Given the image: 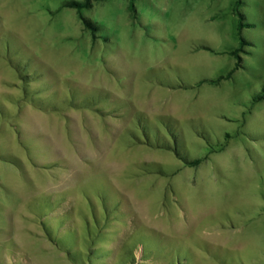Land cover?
Returning <instances> with one entry per match:
<instances>
[{"label":"rangeland","instance_id":"rangeland-1","mask_svg":"<svg viewBox=\"0 0 264 264\" xmlns=\"http://www.w3.org/2000/svg\"><path fill=\"white\" fill-rule=\"evenodd\" d=\"M62 1L0 0V264H264V0Z\"/></svg>","mask_w":264,"mask_h":264},{"label":"trees","instance_id":"trees-1","mask_svg":"<svg viewBox=\"0 0 264 264\" xmlns=\"http://www.w3.org/2000/svg\"><path fill=\"white\" fill-rule=\"evenodd\" d=\"M95 1H100V0H63L62 3H61V6L80 10V9H83V8L91 7L93 2H95ZM127 8L131 12L135 11L134 0H129L128 1ZM84 20H85L86 25L92 31L93 37H96L95 33H96V30L98 29V25H97L96 21H92L88 17H85ZM242 23H243V21H242V17H241L240 18V22H239V27L243 26ZM242 42L243 43H247V41L244 40V39H241V43ZM232 53L235 54V56H237L238 59L235 61L233 68L228 71L226 77L227 76L229 77L232 74V72L241 65V63L239 62V56L237 55V53L234 52V51ZM31 76L32 75H27V74L22 76L23 84H24L22 89H23L24 93H29L30 95L32 94L33 96H37L39 98L40 97V95H39L40 91H38V92L37 91H32V90H28L26 88V84L29 83V81H32L31 78H33V77H31ZM28 78H30V79H28ZM261 99H264V82L262 84L261 92L256 94V96L253 98L254 102H257V101H259ZM138 142L147 143V136H143V138L139 139ZM164 146L165 147L167 146V148L171 150L170 145H164ZM175 155L177 156V158L183 160L185 163L190 164V165L199 164L200 161H201V158H191V159L186 158L185 156L180 155L177 151H175ZM149 172H157V173H162L163 174L162 170H157V171H150L149 170ZM47 206L49 208H52L51 202ZM106 207L107 206L105 205L104 209ZM93 214H94V219L96 220L97 227H98L99 226V223H98L99 220L97 218H95L96 214L94 212H93ZM110 214H107V215H110ZM61 223L62 222L60 220L59 223L56 225V230L51 232L48 229L49 230L48 232H49L50 235H52L53 239L57 243H59V244H64L65 243L66 244L65 248H66L71 260L75 264H77V263L84 264V263H89V262L92 263L93 261H96V259H101V257L105 255V253H102L101 250L99 249L100 248V246H99L100 244L98 242H94L93 241L89 245H87L86 248L83 247L84 249L77 248V246H76L77 234L75 233L76 231H74L72 229H65L64 233L62 235L58 236L56 232H57V229L61 227ZM67 230L68 231L71 230V231H73V233L72 234H65ZM98 232H100V230ZM97 235H99V234H97ZM59 237H62L61 239L63 241H59V239H58ZM132 251L133 250L131 248L130 250H128L127 256L124 259H121L123 264H128V263H134L135 262V257H134V254H133ZM144 251H145V249L143 248V255H145ZM142 259H145V258L142 257Z\"/></svg>","mask_w":264,"mask_h":264}]
</instances>
